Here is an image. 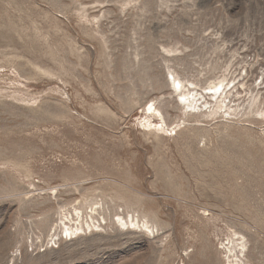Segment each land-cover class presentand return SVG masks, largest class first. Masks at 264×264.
<instances>
[{"label":"rangeland","instance_id":"374dc122","mask_svg":"<svg viewBox=\"0 0 264 264\" xmlns=\"http://www.w3.org/2000/svg\"><path fill=\"white\" fill-rule=\"evenodd\" d=\"M170 70L252 86L248 121L186 117ZM263 107L264 0H0V264H228L234 233L264 264Z\"/></svg>","mask_w":264,"mask_h":264},{"label":"bare ground","instance_id":"6f19581e","mask_svg":"<svg viewBox=\"0 0 264 264\" xmlns=\"http://www.w3.org/2000/svg\"><path fill=\"white\" fill-rule=\"evenodd\" d=\"M168 77L170 81L168 80ZM168 77L166 79L168 86H171V89L173 88V90H176V92H172L173 94L177 93L175 94V98L179 100L176 101L177 107L182 111H185L183 113L186 117L192 116L199 119L218 117L226 119L228 122H245L248 121V109L251 108L254 103L256 104V98L253 97L254 88L252 89V86L248 87L251 95L247 100L248 103L246 104L244 101L239 102L241 101L239 89L244 87L245 84H241V82L236 84L234 79L228 80L226 76L217 79L215 82L210 83L205 87H200L198 86V83L189 81L187 83L190 84V87H187L183 84L184 81L173 70H170ZM160 103L161 102L158 103V106L151 103L148 108L143 110V114L147 117L140 124L144 129L146 128L147 130L160 133L170 131L172 126L166 123L164 114L159 107ZM250 104L252 105L250 106ZM259 115L260 117L258 119L264 124V107L263 111L259 112ZM154 117H159L161 122L158 124L151 123L150 119ZM100 210H102V208H100L98 204L93 203L92 205H89L87 209H84L83 207H75L71 212H64L60 219V226L58 227V230H60L59 232L61 234L64 233L65 236L74 238L80 233H85V230L92 233L93 230L102 228L105 218L101 216ZM97 217H101V221ZM116 218L117 224L127 232L143 229L145 232L151 234V236L153 235V229L147 222L133 218L126 220L125 217L121 215H117ZM154 232L156 231L154 230ZM233 236L234 237L227 240V245L225 246L227 262L228 264H244L240 257H246V241H244L242 235L239 236L237 233H234ZM57 237L58 235L54 233L51 236V241Z\"/></svg>","mask_w":264,"mask_h":264}]
</instances>
